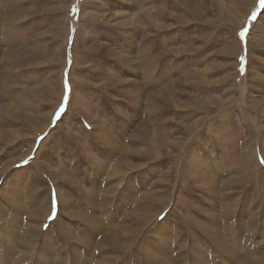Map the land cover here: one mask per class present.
<instances>
[{
	"label": "rangeland",
	"instance_id": "rangeland-1",
	"mask_svg": "<svg viewBox=\"0 0 264 264\" xmlns=\"http://www.w3.org/2000/svg\"><path fill=\"white\" fill-rule=\"evenodd\" d=\"M0 264H264V0H0Z\"/></svg>",
	"mask_w": 264,
	"mask_h": 264
},
{
	"label": "snow or ice",
	"instance_id": "snow-or-ice-1",
	"mask_svg": "<svg viewBox=\"0 0 264 264\" xmlns=\"http://www.w3.org/2000/svg\"><path fill=\"white\" fill-rule=\"evenodd\" d=\"M240 36H241L242 43H245L246 44V31L242 29L241 32H240ZM242 62H246L244 60V58H242ZM61 115H62V113L58 112L57 113V118H59ZM50 219H55V217L53 216Z\"/></svg>",
	"mask_w": 264,
	"mask_h": 264
}]
</instances>
